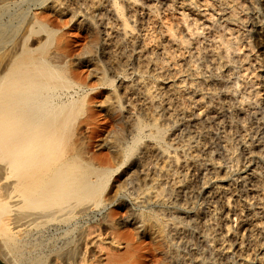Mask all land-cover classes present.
<instances>
[{
	"label": "rangeland",
	"instance_id": "374dc122",
	"mask_svg": "<svg viewBox=\"0 0 264 264\" xmlns=\"http://www.w3.org/2000/svg\"><path fill=\"white\" fill-rule=\"evenodd\" d=\"M83 1L92 8L88 13L96 15L106 5V0H72V3L70 0L68 4L78 7ZM142 1L155 9L149 11L145 6L142 12H137L139 29L133 36H127L124 43L128 54L138 45V51L132 55L140 62L146 60L144 52L153 49L154 60H150L148 69L158 80L152 83L149 75L141 78L128 67L129 73H133L131 77L122 80L119 76L116 82L122 88L130 87L122 114L106 110L110 88L98 87L92 100L96 103L92 115L80 125L78 137L87 142L90 154L104 165H113L111 156L115 149L109 145L110 137L122 131L128 122L124 115L134 108L133 112L145 119L151 120L154 115V121L167 128L170 152L163 153L160 145L146 138L147 163L144 160L137 170L122 166L115 172L108 185L115 203L100 212L95 210L80 219L78 225L86 226L90 221L96 229L107 215L123 222L118 233L115 231L122 245L119 250L110 251L114 264H264V0ZM19 4L12 5V12L23 9L32 16L46 10L42 6L29 11L26 2ZM49 13L52 12L47 9L42 15H48L52 24L62 29L52 53L61 55L75 76L97 86L100 65L89 61L94 54L87 52L89 34L79 27L83 17L79 15L70 21L71 15L58 17ZM184 14L188 16L187 23ZM230 16L232 20L227 23ZM195 20L202 23L199 34L194 29ZM226 23L229 32L223 29ZM114 26L112 23L106 26L110 36L104 39L111 45L114 57L109 64L116 67L123 59L119 54L121 46L112 44L119 29ZM168 26H173L176 37L166 32ZM222 33L225 40L233 43L230 55L225 44L219 42ZM19 36L20 33L16 39ZM182 36L190 39L189 45L181 43ZM132 37H137L138 42L131 41ZM14 44L1 48L0 54H9ZM199 50L206 58L195 63ZM217 53L222 57L213 58ZM149 88L155 97L153 105L144 96ZM160 187L180 191L181 197L176 194L163 201L154 195V189ZM140 189L145 190L144 194L135 198ZM124 200L137 214L154 209L167 213L180 211L187 223L177 224L183 235H175V240L166 243L154 229L144 230L141 223L132 225L133 221L125 223L130 214L129 207L121 204ZM170 226V230L175 228L172 223ZM63 227L50 225L42 234L34 231L21 235L22 247L18 250L23 254L18 252L19 256L38 253L41 248L34 252L29 247L36 241L44 243L39 253L43 250L45 254L66 245L68 237L64 232L74 226ZM106 232L102 239L114 237L111 231ZM174 234L172 231L171 236ZM0 258L11 264L1 248Z\"/></svg>",
	"mask_w": 264,
	"mask_h": 264
},
{
	"label": "bare ground",
	"instance_id": "6f19581e",
	"mask_svg": "<svg viewBox=\"0 0 264 264\" xmlns=\"http://www.w3.org/2000/svg\"><path fill=\"white\" fill-rule=\"evenodd\" d=\"M69 1L33 0L30 5L27 0H0V43H4L0 50L15 42L9 54H0L3 56L0 58V248L11 264H114V260L110 258L113 253L110 251L119 250L122 245L117 231L123 222L107 215L95 229L90 221L86 222V226L78 225L80 219L115 203L108 193L109 182L122 166H127L129 170L140 168L145 160L146 138L160 145L163 153L168 152L171 146L166 139L167 128L159 125L158 120L154 121V115L151 120L145 119L133 112L134 108L124 115H127L128 122L126 121L122 131L110 137L109 145L115 149L111 156L113 165H104L90 154L87 142L78 137L81 134L80 125L92 115V106L96 104L92 100L97 95L95 91L98 87L110 88L108 97L106 96V110L122 114L127 100L124 97L130 87L122 88V84L118 85L116 82L119 76H122V80L131 77L133 73H129L128 67L141 78L149 75L152 83L158 80V76L149 71L150 60H154L153 49L144 52L146 60L140 62L132 55L134 51H138V45L132 44L133 53L128 54L124 43L127 36H133V32L139 29L137 12L149 7L142 0H106V5L97 15L88 13L92 8L87 2L83 1L81 5L78 3V7H72L68 4ZM18 2L19 5L26 2L29 11L32 7L38 10L43 6L46 10L42 12L47 13L49 9L52 12L49 15L52 16L71 15L70 21L79 15L83 17L79 27L89 34L90 46L87 52L91 56L94 54L89 61L100 65L96 73L97 86H90L85 79L75 76L62 56L52 53L54 41L61 35L62 29L56 28L48 15L43 16L42 12L28 16V10L21 7V11L12 12L10 8ZM131 5L134 6L133 10L130 9ZM154 9V6L149 7V11ZM184 16V23H187L188 16ZM231 20L232 16L226 19L227 23ZM197 22L195 20L196 33L202 26V23ZM111 23L119 28L112 44L118 43L121 46L119 54L123 59L116 67L109 64L114 57L111 45L104 39L110 36L106 26ZM227 23L222 25L229 32ZM187 28L193 33L190 25ZM167 31L176 37L173 26H168ZM19 33L20 36L16 39ZM136 39L137 37H132L131 41L137 43ZM180 40L185 45L190 44V39L185 36ZM219 42L221 45L225 44L230 55L229 49L233 43L225 40L223 33L219 35ZM198 55L195 63L204 58L200 50ZM220 57L221 54L217 53L213 58ZM146 93L145 100L150 99L153 105L155 97L151 88ZM145 162L147 163L146 160ZM161 188L154 189V195L163 201L171 200L176 194L181 197L180 191ZM138 191L135 198L140 199L145 190ZM121 204L129 207L130 219L125 223L134 222L132 225L135 226L141 223L144 230L154 229V233L157 232V236L165 239L166 243L184 233L177 228L178 223L183 225L186 220L180 211L167 213L164 209H154L147 214H137L132 212L125 200ZM171 223L175 228L170 230ZM50 225L74 226L72 230L68 228L64 232L68 237L66 245L50 249V254H45L43 250L39 253L44 243L42 245L36 241V245L31 243L33 246L29 247L34 252L41 248L38 253L34 255L29 252L32 255H22L24 258L19 256L18 249L23 240L21 235L34 231L42 234L43 229ZM108 230L114 237L102 239ZM172 231L175 234L171 236Z\"/></svg>",
	"mask_w": 264,
	"mask_h": 264
},
{
	"label": "water",
	"instance_id": "95a60500",
	"mask_svg": "<svg viewBox=\"0 0 264 264\" xmlns=\"http://www.w3.org/2000/svg\"><path fill=\"white\" fill-rule=\"evenodd\" d=\"M0 264H8L5 259L0 258Z\"/></svg>",
	"mask_w": 264,
	"mask_h": 264
}]
</instances>
